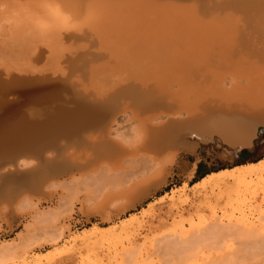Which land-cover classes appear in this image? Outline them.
<instances>
[{"label":"rangeland","instance_id":"obj_1","mask_svg":"<svg viewBox=\"0 0 264 264\" xmlns=\"http://www.w3.org/2000/svg\"><path fill=\"white\" fill-rule=\"evenodd\" d=\"M85 1L87 2L88 5V6L86 5V8H84L86 4ZM92 1H94L96 5L95 4L93 5ZM92 1L91 0H1L0 2L1 3L0 4V81H2L0 82V85L2 83L5 86L8 85L9 84L8 79H9L13 86L14 82H16L17 79H19L18 76L19 77L21 76L20 77L21 79L27 81L29 79L34 80L35 78L37 79L39 78V80H41V78H44L43 80H46L45 78L48 77L46 83L50 82L52 85L57 84V88H58V89L56 88V90L54 91L55 94L53 93V98H54L53 105H55L56 103L59 104L61 103V105H63L64 102L66 103L68 102L67 98H69V102H70V99H73L75 96V94H73L72 92L74 93L77 92V95L75 96V98L77 99L74 98L75 100H71L72 104L70 103V105L68 106L67 103L66 107H70L71 105H73V103H74L73 106H75L79 98L78 93H80L79 96L82 97L84 96L85 101L89 100L88 102L91 104H94L96 102V100L95 102H91L94 100V98L97 99V102L99 100V103L97 104H100V102H102L101 100L112 97L111 99H113V101L117 104V106L120 107L117 112L120 115L119 114L116 115L118 118L115 117L117 118V120L115 119L117 123L114 122L115 127L113 126L111 130L112 134L110 136V139L111 137L113 138L111 139L112 148L114 147L113 149L109 150L108 152L104 151V153H99L100 151H102L100 150L101 147L99 146L97 147V149L99 148L100 151L96 152L95 150L97 149L95 148L97 145L93 142H89V143L85 142L90 145L88 144L86 145L85 143H83L80 146L79 145L75 146L76 144L73 145L75 148L71 146L69 148H63L64 152L62 151V156L58 159V162L60 164H63L61 163V161L63 160L62 162H65L64 160L67 159V162L64 163L65 165L63 164V166L67 170H65L63 167L58 168L57 170H62L60 174H57L58 177L53 176L51 180L49 179H48L49 181L47 180L48 182H46V180L45 182H42L41 186L44 185L43 186L44 188L42 187L43 189L42 192L41 190L40 192L35 191V189L31 187L32 184L29 183L28 181V178L30 179V177L32 176V174L29 173V171L31 172L32 169V167H30L32 165H30L29 166L30 169H26L25 171H23L24 173L22 174L24 176L20 177L22 174H18L19 176L18 175L16 176L19 178L16 179L17 186L15 189H18V193L22 192L21 193L22 195L18 194L20 197H18L17 195L14 199L3 198L2 195H0V246H2L5 243H8L10 244L9 247L14 246V248H11L10 250L15 257L20 253V255L17 256V257L20 256L19 260H17L18 259L17 258L14 261L9 258L4 260V262L3 261L0 262V264H192L193 262H197L198 264L199 263L217 264L219 263L218 261L219 259H221L222 261L223 259H225L223 262H220V264L221 263L226 264V262L228 263V261L231 262L232 259H233L231 262L232 264H234L233 262H235V264H257V263L261 264L264 260V256H263L264 250L262 249L264 247V238L260 236L259 238L258 236H250V237L244 235L241 236L240 233H242L241 231H246V230L264 231V192H263L264 184L263 183L259 184L258 180H256L254 182L255 184L252 183L253 185L249 184L247 186L241 187V185H239L237 181L229 180L225 182V184L223 183L217 187L214 184H208L207 182L200 185L197 191L192 190L191 186H194L197 182H200L205 176L209 175L210 173L217 172L226 168H234L236 166L246 164L249 162H257L263 159L264 158V126H260L258 131V137L256 138L255 140L256 142L254 143V145L251 148H245L244 150L240 151V153L235 152V154L233 153L226 154L228 146L223 144H222L223 146H221V144L217 142L201 144L198 146V149L196 148L194 151L181 153L178 156L175 165L171 167L170 170L166 173H164L163 171L161 172L163 163H160L164 161L166 155L165 154L160 157L159 163L156 164L157 166L155 165L151 168L149 165L144 170V173L142 170L140 174L134 176L133 172L130 170L131 168L129 167L133 165L134 160L132 156L135 155V152L133 155L127 156L128 159L126 158L124 159L125 161H123V159H121V157L123 156L121 155V151L124 149L123 153L125 154V149L126 151H130L132 149H135L136 147L139 149L138 146L140 145H138V143L142 135V125L140 122L141 119L139 121L135 119L137 118L136 116H138L139 114L134 115L132 112H130L131 110L129 112H126L127 114L126 113L123 114V112L121 113V90H123L124 87L129 86L130 87L129 89L131 91L138 92L140 91L139 89L141 87V91L139 92L141 93L142 91H144L143 89H145V87L147 86L146 91L147 88L149 87L148 88L149 91H153L157 93L159 90L163 88L170 87L172 89V92H174L173 90L181 91L180 93L178 92L179 94L177 92L175 93H177L176 95L178 97V100H180V102H178L177 100V103L178 104L181 103V105L183 106H186L187 104L192 105V103L195 104L196 101L199 103V101L203 102L206 99L207 100L211 98L214 99L216 97H217L216 99L219 100H223L222 97L226 98V101L228 102L229 100L230 102H238V100H241L240 102L243 103L247 102V104L249 105H255V103L256 105L262 104L261 102L264 101V79H262L264 78V70L260 71L258 69H254L253 67L251 68V63L249 64L248 61L249 62L251 61L253 63L252 59L246 57L247 68H243L244 67L243 66L241 69L239 66L237 68L235 67L236 69L232 67L231 68L225 67L228 66L227 65L228 63L224 65L225 63L224 62L221 63L220 60L219 63H221V65L223 64L224 68L223 66L222 68H219V65L215 64L217 62L215 61L217 60V58L212 59L213 57L210 56L206 57V54H203L204 56L200 57L202 58V60L198 58L197 61L196 58L194 60L192 59L193 61H190V59H188L183 54L184 50L182 49L185 48L183 47L178 48L176 41H174L176 45H171V47H169L170 42H167L169 43V45H167L165 44L166 42L164 40L167 34L168 35L166 36V39L168 38L170 40L174 39V40H178V42L180 41L179 39H182V41L183 40L185 41L187 39L186 41L187 44L189 45H191V43H188L189 40L192 39L190 41L192 42L195 39L197 40L200 39V42L198 43H201L199 44L201 48L202 47L205 48L209 46L210 47L209 49L211 48L214 49L213 45L216 46V44L218 45L221 43L215 48L219 47L222 49V51L229 52L232 49L233 50L237 49L238 48L237 44L240 43L239 40L241 41V38L239 39V37H234L235 32L236 34H239L237 33L239 31L238 30L236 31V28H238L241 31L243 30L245 34L246 31L247 32H249L250 30L253 31L255 28H257L255 29L256 32H261L262 29H264L261 28V25L264 27L263 25L264 16H262L263 17L262 18L260 17L261 16L260 14V16H258L259 18L258 17L256 18L254 14H258L256 13L257 10L250 11L248 9H245L246 11L245 14L244 13L241 14L237 11L239 8L238 9L236 8L237 10L236 9L233 10V8L231 7L232 11L231 9L229 10L233 12L234 15L237 14L235 16V18L237 19H233L234 15L230 12L231 14L230 13L228 14L231 15L232 19L230 18L231 20H229V18H227V21L224 23L222 21H225L226 19L224 18L225 20H223L222 17H225V15H227V12H229V10L225 9V11L227 10L226 13L223 12V10H221L223 13L221 11L220 12L218 11L220 14L215 13L220 18L219 17L216 19L214 18V20L213 17H216L214 13H209L212 15L209 16V14H207V17L209 19H206L207 17L206 14H204L205 12L202 13L203 11H199V9H201L203 5L206 6V4L208 5L209 3L211 4V0L208 1L206 0L204 4H202L203 2L196 3L193 0H189L193 2L194 5L198 4L199 7L202 4L200 8L198 6H196V9L195 7H193L196 10V12L198 11L197 13H199V15L197 16L200 17L197 20L194 19L196 24L198 23V21L199 24L200 22H202L203 25H205L206 22H207L206 25L212 24L210 25L211 27L207 26L208 28L203 27L202 25L198 26L199 24H197V26L199 27L197 28L199 29V31L197 32V30H195L196 29L195 22L193 23L191 21L193 20L192 17L196 16L194 15L195 10H191V6H194L191 4V2L188 3L191 4L190 10H187L188 7H185V9L187 8L185 10L182 4L187 5V2L184 3L185 1L183 2L180 0L179 3L183 2L180 5L178 4V0L177 1L170 0L171 2L168 3L165 2L168 0H155V1L153 0L154 2L152 0H140L138 2L134 0L136 5L134 3L131 4L133 0L132 1L127 0V4H126V0H120V1L106 0V4L103 3L105 0H102V2H100L99 0L97 1L92 0ZM121 1H125V2L121 3ZM162 1L165 2V4L167 3V6H169L167 9L164 10L160 9L162 6L164 7L166 6L161 3ZM174 1L177 2V6H179L178 9L181 10V14L179 13V10L177 9V6ZM107 2L109 3V6ZM117 3L119 5H117ZM157 3H161L160 6L159 4L156 5ZM90 4L92 5V7ZM221 4L222 3H220V5ZM126 5H128L129 7ZM220 5L219 4H217L216 6L214 5L215 6L214 8ZM89 6L93 9H91ZM94 6H98V7H94ZM157 6H159L160 8ZM170 7L172 9H170ZM107 8H111V9H107ZM142 8L144 9L143 11H141ZM206 8L207 7H205L204 9ZM219 8H217L216 10H218ZM115 9L117 10L118 13H119L118 10L124 9L121 12L122 16L121 14H118L121 17H123L124 20L123 19L121 20V17L119 16L120 18L116 17L119 18L117 19L119 21L116 22V19L113 18L115 16H112L114 15L113 13L114 11L117 14ZM125 9L127 12L129 11L131 17L129 16V13L128 14L125 13L126 12ZM165 10L171 12V14L168 12H167L168 14L164 13ZM235 10L237 12H235ZM101 11L104 12L102 13ZM134 12L135 13L137 12L136 14L146 12L147 17L146 15L144 16L143 13L142 15L144 17L141 14L135 15L136 16L135 17ZM191 12H193L194 14ZM249 12L250 14L252 13L251 14L252 16L249 14ZM258 12H261L264 15V10ZM88 13L90 14L92 13L93 15L91 14L92 16H89L90 14ZM200 13L204 14L205 16L201 15ZM123 14H125L128 18L126 17L127 19H125L124 17L125 15L123 16ZM176 14L181 17H177ZM222 14L225 15L223 16ZM243 14L246 16V20L245 18L243 19V17H245ZM140 15L141 17H139ZM188 16L191 17L190 21L194 25V27L193 25H190L191 23L189 24L190 25L189 26L188 25L189 22H186L185 18H187ZM164 17L166 19H164ZM168 17L169 20H167ZM204 17L206 18L204 19ZM251 17H253L254 21H251L252 20ZM83 18L87 20L85 21ZM239 18L240 19L242 18L241 19L242 21ZM247 18L248 19L250 18L249 21L253 23V25L255 24L257 26L259 24V27L261 29L258 26L254 28L255 25L250 26V22L247 20ZM95 19L98 21H95ZM156 19H158L159 21ZM188 19L190 18L188 17ZM199 19L202 20L200 21ZM203 19L205 21H203ZM218 19H221L222 21L221 20L217 21ZM15 20L17 21V23H15ZM141 20L145 21V23L144 24L138 23ZM79 22H81L80 26H79L80 24ZM96 22L98 24H96ZM122 22L124 23V25L127 24L128 25L127 26L122 25L123 26L122 27L120 24ZM151 22L154 23L153 24L154 26L151 24ZM165 22H167L166 25H169V23H173V22L174 24H170L169 26H166ZM217 22L218 23L220 22L219 25L222 26H218ZM221 22L224 24H222ZM106 23L109 26L106 25ZM111 23L113 26L111 25ZM162 23H164V25ZM100 24H102L101 25L102 28ZM135 24H137V27H135L134 29L133 27L136 26ZM138 24L140 25L142 24L144 28L141 27L140 25L138 27ZM160 24L164 27L166 26L167 29L166 27L165 28L162 27ZM243 24L246 26L244 27ZM73 26L75 27L73 28ZM187 26L190 27V30L187 29ZM201 26L205 28L204 30L206 31L211 28L210 30L211 32L209 33L204 31ZM223 26H225V28ZM131 27L134 30L131 29ZM177 27L179 30L174 29ZM215 27L217 28L218 31H216ZM220 28L222 30H220ZM101 29H103V32L108 30L109 35L107 34V32L102 33ZM118 29L119 32L116 31ZM136 29L138 30L140 29V31L137 32L135 31ZM150 29H152L151 30L152 33H150ZM258 29L261 31H259ZM164 30H166L167 32ZM134 31L137 33H134ZM141 31L143 33H141ZM154 31L157 32L155 33ZM168 31H170V33ZM201 31L204 32L202 33ZM199 32L202 34H200ZM218 32L219 33L222 32L223 34L220 35L223 36L224 35H226L227 37L231 36V39L233 37L236 39L238 38V41L234 39L233 41L235 42H232L233 44H231L230 37L228 39L226 36H224V39L223 38L218 39L217 37V35L219 34ZM105 34L107 35L105 36ZM199 34L202 36L199 37ZM206 34H208V36H205ZM240 34L242 33L240 32ZM204 36L206 38H204ZM103 37H105V39ZM156 37H159L161 39V42L158 44L160 48L159 47L157 48H159L162 52L165 50L164 53L160 51L161 54L159 55L165 58L164 56L166 55V51L169 50L168 52L174 54L175 56L172 59H170L171 61L168 60L169 62L167 64L166 63L162 64L161 65L162 67H160L158 64H161V62L163 63V59L160 58V56L157 54L159 51L155 52V50L158 49H155V47L153 46L152 48L148 47L151 44V43L149 44V42H152ZM184 37H186V39H184ZM240 37L243 38L246 36L243 35ZM203 38H204V45H203ZM157 39L158 38H156V40ZM214 41H216V44ZM222 41L224 42V45H222L223 43ZM115 42H119V43H115ZM147 42H148V46H145L146 45L145 43ZM154 42L152 43L154 44ZM207 43L209 45H207ZM178 44H179L178 46L181 45L180 42ZM230 44L231 46L234 45L235 48L233 46L231 47ZM199 45L194 44L191 46H194L195 48L198 47L196 49H199ZM211 45L213 47H211ZM228 45L230 46L229 48L227 47ZM101 46L103 47L100 48ZM114 46L116 49H114ZM119 46H122L123 48ZM120 48H122L121 50L124 51L122 52L121 50H119ZM126 48L128 49L130 48L129 49L130 51L127 50ZM104 49H107L109 52ZM111 50L113 52H115L116 50L117 52L115 53L117 54L119 51H121L119 52L120 53L119 55L124 54V56L119 57L114 54H111ZM126 50L128 54L125 53ZM212 51L213 50H211V52ZM218 51L220 50L218 49ZM175 53H178V55H175ZM146 54L148 56H146ZM110 55L113 56L111 57ZM138 56L140 57L137 58ZM148 57H150L149 61L147 60ZM205 58L207 60H205ZM174 59L181 61V64L182 65L184 64L183 65L184 68H182L180 65L169 67L168 64L169 63L170 65L173 64L172 61ZM225 59L226 61L230 60L228 58ZM241 59L245 60L243 59V57ZM256 59L260 60L259 58ZM157 60H160V62L159 61L157 62ZM204 60L206 61V63L209 62L210 67H212L211 64L213 65L215 64V66L213 68H209L208 64H207L208 66H205ZM237 60L238 62L240 61V56L239 59ZM124 62L126 65L124 64ZM197 62L200 63V65L198 66L199 69L195 67L198 64ZM261 64L263 66L264 61ZM94 66H95V70H93ZM158 66L160 67V70L156 69ZM166 66L168 67V69ZM103 67L108 68V69L105 68L106 72L108 71L111 72L112 69L114 76L112 77V73L109 72L105 74L104 71L105 69H103ZM178 67L181 68L178 69ZM151 68L153 69L154 72L155 71L156 72L152 74L153 71ZM98 69L99 70L102 69V70L99 71ZM96 70L98 71V73L96 72ZM179 70L180 71L183 70L184 71L183 73H185L187 77L188 76L190 77L191 75V78L193 77V79L192 80L191 78L184 79L183 77L184 74L180 73ZM94 71L96 73L93 76L91 74ZM120 71L123 72L119 73ZM160 71H162L163 75ZM144 72L147 73L146 76ZM257 72H259L260 74ZM158 73L160 74L157 75ZM139 74L142 76L143 78L142 80ZM177 74H179V76ZM180 74L183 75L180 76ZM205 74L206 75L208 74V76H206ZM96 75L98 77H96ZM108 75L111 77H109ZM170 75L171 77L173 76L172 78L173 80L177 78L176 79L177 81L176 80L172 81V79H170L171 77L170 78L166 77V76L169 77ZM105 76L107 77L105 78ZM107 78H109L110 80ZM121 78L124 79V81L123 80L120 81ZM49 79H54V80H49ZM152 79L154 80L152 81L153 85L150 82ZM252 79L255 80L253 81ZM186 80L191 81L192 84L190 82H187ZM64 81H66V83H63ZM93 81H97L98 83L96 82L93 83ZM141 81L145 82L146 84L150 83L149 84L150 86L146 85L145 83H142ZM261 81L263 84H261ZM184 82H186V84ZM114 83H117L116 86L118 87H116ZM258 83L261 85H259ZM131 84L132 85L135 84L134 88H131L132 86ZM200 84L203 87L201 86V88L199 89L198 86ZM62 85L64 86L63 88ZM95 85L101 86L103 89H101V87H98L99 88L98 89L97 87H94ZM155 85H157V87H155ZM195 85L197 86V88H195L196 87ZM120 86L122 87V89L119 90L120 92L119 93L117 91L118 89L121 88ZM135 86L137 87L140 86V87L138 89L136 87L135 89ZM1 87H3V85ZM1 87H0L1 96L4 94V96L7 95L6 98L8 97L9 100H14V97L17 95L13 90H11L12 89L11 86L9 87L6 86L9 89L5 87L7 91H5L6 90L5 88H2L1 91ZM113 87H115V89ZM112 88L116 91L114 92ZM105 89L107 91H109L110 89V92L104 91ZM129 89H124V90L128 91ZM99 90H102V92ZM194 90L196 91L194 92ZM4 91L7 93H4ZM64 91H66L68 94L65 93ZM104 92L107 93L105 94V96H108L107 98L105 96L103 97L102 95H100L102 93L104 95ZM83 93H85L86 95ZM114 93H116V95ZM214 93L215 94L219 93V94H217L218 95L217 96ZM13 94L15 96H13ZM66 94H67V98L64 97ZM70 94L74 96L70 97ZM94 94L96 95L94 96ZM207 94L209 96H207ZM9 95L11 96L9 97ZM62 95L64 96L62 97ZM97 95L98 96L100 95V97L98 98ZM61 97L64 98L65 100L63 101ZM257 97L260 99H258ZM84 98L82 99L84 100ZM257 101H259L260 103L258 104ZM31 104L32 103H30L29 105ZM132 108H128L126 110ZM132 115H134L135 118ZM141 116L143 117L144 115ZM141 116H138V118ZM145 116L144 118L147 119L146 118L147 116L146 117ZM131 121L133 124L131 123ZM137 133L140 134L137 135ZM75 134L77 135V133ZM75 134H73L72 138L76 137ZM67 138L68 137L64 138V136H61V139L59 138L61 141L59 139L57 141L58 143L60 142L61 145L66 143ZM72 138L70 139L71 142L72 141L77 142L78 138H76L77 140L75 138L74 139ZM136 139L138 140L137 144H136L137 141ZM91 143H93L95 146V148L93 147L94 150H92L91 148L93 145ZM87 146L89 147L91 146V147L89 148ZM127 148L130 149L127 150ZM49 150L52 151L53 149L51 150V148H49L48 151ZM12 151L9 150L3 151L1 149L0 155L2 156V158H0V162L5 160L4 157L6 154L13 155V154H17L16 152H18L17 150H15L14 153H12ZM140 152L143 151L140 150ZM117 153H119V155ZM2 154L3 155L5 154L4 157ZM141 154L142 153H140L139 155L140 157ZM102 157L104 159H102ZM137 159H139V157H137ZM141 159H143V157H141ZM110 160L112 161V164ZM182 161H185L186 163L185 168H181ZM66 165H68L69 168L72 169L70 170L69 168H66L68 167ZM70 165H72L73 167L72 166L70 167ZM121 166L125 167L126 170ZM41 167L44 168L43 166L39 167V173H38V175L40 174L39 176H41L43 173L46 174V172L49 173L51 171V170L46 171L45 169L41 170ZM127 168H129V170H127ZM193 170L195 171L193 172ZM150 184L152 185L149 188L148 185ZM153 184H155L156 186L153 187L154 186ZM185 184L188 185L187 194L190 199L189 201L188 200L187 202L183 201L187 198V196L181 197V200L178 199L179 197L175 198V200L169 199L170 198L169 195L173 190L183 187ZM147 187L148 189H151V187L153 188L146 193L144 192V190L147 191ZM124 188L126 189V191ZM140 192L142 193L144 192L145 194H142ZM131 215H134L136 218H138L137 219L138 221H136L137 223L135 222L133 226L130 225V227H127L125 230L115 231L113 233L114 235L112 234L111 237L109 235L108 238L106 237L104 238V240L103 239L98 240V238H95L96 240L93 239L92 240L93 242L92 241L90 242L91 244L79 242L76 245L74 242L71 241L73 238L83 235L87 229H90L93 226L98 225L105 227V226L121 225L128 217H131ZM231 217L233 219H231ZM222 224L226 226H223ZM219 226L222 228L220 229ZM57 228L58 230L56 231ZM222 229H225L226 231ZM59 230L61 232H59ZM183 230L187 232L189 231L188 237L182 235ZM215 230H217L218 232H216ZM227 230L235 231V232L230 233ZM234 233H237V235L236 234L234 235ZM15 244L17 245V247ZM19 249H21L22 251L21 250L19 251ZM14 251H16V254L14 253ZM25 253L26 255L24 257L23 254ZM22 256L24 258H21ZM195 256H197L198 258ZM228 258L231 260H228ZM212 260H215V262Z\"/></svg>","mask_w":264,"mask_h":264},{"label":"bare ground","instance_id":"obj_2","mask_svg":"<svg viewBox=\"0 0 264 264\" xmlns=\"http://www.w3.org/2000/svg\"><path fill=\"white\" fill-rule=\"evenodd\" d=\"M92 1V0H91ZM97 1V0H96ZM100 2H102V0H99ZM110 1V0H109ZM114 1V0H113ZM116 1V0H115ZM120 1V0H119ZM132 1V0H131ZM136 2H138V1H140V0H135ZM135 1L133 0L132 2H131V4L132 3H134L135 4ZM153 1V0H152ZM155 1V0H154ZM153 1V2H154ZM177 1V0H176ZM176 1H174L175 2V4H176V6H177V2ZM180 1H185L184 3H186L187 2V5H184V4H182L183 5V8L185 9V7H188V9L187 10H190V6H191V4L192 5H194V3L193 2H191V1H189V0H180ZM179 0H178V4L180 5L181 3H183V2H181V3H179L180 2ZM194 2H196V3H202V4H204V2L206 1V0H193ZM208 1V0H207ZM216 3H215V2ZM211 0V4L209 3V5L208 4H206V6L205 5H203V7L205 6V7H207L206 9H204L203 7H201L202 6V4H201V9H199V11H203L202 13H204V14H206V17H207V14H209V13H214V15L216 16V17H213V20H214V18L216 19V18H218L219 16H217L215 13H219L221 10H223V12H227V10H229V9H231V11H232V8H233V10L234 9H236L239 13H246V11H245V9H248V10H257V12L256 13H258V14H254L255 16H256V18L258 17V16H260V14H261V16L260 17H262V16H264L261 12H258V11H261V10H264V0H218V1H216V0ZM0 2H1V0H0ZM93 2V3H92ZM91 3L94 5L95 4V2L94 1H92ZM122 2H125V1H121V3ZM143 2V1H142ZM165 2H171L170 0H168V1H165ZM165 2H161L162 4H164V5H166L165 7L164 6H162L161 8L159 7L160 6V4L161 3H157L156 5H158L159 4V6H157V7H159L160 9H167L169 6H167V3L165 4ZM173 2V3H174ZM189 2H191V4H188ZM214 2V3H213ZM3 3V2H2ZM85 6H84V8H86V5H87V2L85 1ZM88 3H89V1H88ZM103 3H105L106 4V0L103 2ZM108 3V2H107ZM118 3H120V2H118ZM117 3V5H119ZM144 3V2H143ZM148 3V2H147ZM150 3V2H149ZM220 3H222L221 5H220ZM223 3H224V6H223ZM1 4V3H0ZM76 4V3H75ZM74 4V5H75ZM126 4H127V0H126ZM217 4H219L220 6H217L216 8H214ZM91 5V4H90ZM96 5V4H95ZM100 5H101V3H100ZM115 5H116V2H115ZM121 5V4H120ZM136 5V4H135ZM156 5H155V7H156ZM173 5V4H172ZM181 5V6H182ZM189 5V6H188ZM200 5V4H199ZM209 7H208V6ZM215 5V6H214ZM88 6V5H87ZM108 6H109V3H108ZM126 6H128V5H126ZM125 6V7H126ZM181 6H180V9H181ZM196 6H198V4H196V5H194V6H191V10H195L196 9ZM211 6H213V7H211ZM223 6V7H222ZM234 6V7H233ZM90 7V6H89ZM91 7H92V5H91ZM90 7V8H91ZM94 7H98V6H94ZM104 7V6H103ZM106 7V6H105ZM111 7V6H110ZM129 7V6H128ZM127 7V8H128ZM142 7V6H141ZM143 7H144V5H143ZM178 7L179 6H177V9H178ZM193 7H195V9L193 8ZM199 7V6H198ZM198 7H197V9H198ZM199 7V8H200ZM220 7V8H219ZM232 7V8H231ZM159 8H157V9H159ZM193 8V9H192ZM217 8H219L218 10H216ZM89 9V8H88ZM91 9H93V8H91ZM97 9V8H96ZM96 9H94V10H96ZM107 9H111V8H107ZM113 9V8H112ZM170 9H172L171 7H170ZM185 9V10H186ZM208 9V10H207ZM210 9V10H209ZM225 9H227L226 11H225ZM244 9V10H243ZM116 10V9H115ZM121 10V9H120ZM118 10L119 11V13L117 12V10H116V12H117V14L115 13V11L113 12L114 13V15H112V16H115V17H113L114 19H116V22L117 21H119V20H117V19H119L121 16H122V14H121V12L124 10ZM135 10H136V8H135ZM144 9L142 8V10L141 11H143ZM179 10V9H178ZM204 10H206V11H204ZM213 10V11H212ZM214 10H216V11H214ZM235 10V12H237ZM91 11V10H90ZM98 11V10H97ZM111 11V10H110ZM109 11V12H110ZM125 11H126V9H125ZM170 11V10H169ZM183 11V10H182ZM211 11V12H210ZM219 11V12H218ZM230 10H229V12H227V15H225V14H222L223 16L225 15V17H222V19L223 20H225V21H222L221 19H218L217 21H222V22H226L227 21V18H229V20H231L232 18H231V13L233 14V12H231ZM60 12V11H59ZM64 12H66V11H64ZM81 12V11H80ZM102 12V11H101ZM104 12V11H103ZM102 12V13H103ZM132 12V11H131ZM168 11H164V13H167ZM173 12H174V10H173ZM198 12V11H197ZM196 12V10L194 11V13L193 12H191V13H193L194 15H196L195 17H192V19L193 20H191V17L190 16H188L190 19H188V17L187 18H185L186 19V22H189L188 23V25L191 23V21L194 23L195 22V20H197L198 18H200V17H198L197 15H199V13H197ZM222 12V11H221ZM222 12V13H223ZM231 12V13H230ZM234 12V13H235ZM61 13V12H60ZM95 13H98V12H95ZM111 13V12H110ZM109 13V14H110ZM125 13H129V11L127 12H125ZM135 13V12H134ZM137 13V12H136ZM134 14V16L135 15H139V14H141L142 15V13H139V14ZM168 13H170L171 14V12H168ZM167 13V14H168ZM179 13L181 14V10H179ZM187 13V12H186ZM188 13H190V12H188ZM197 13V14H196ZM228 13H230V14H228ZM88 14H90V13H88ZM87 14V15H88ZM92 14V13H91ZM89 15V16H92V15ZM118 14H121V16L120 15H118ZM174 14V13H173ZM178 14V13H177ZM176 14V15H177ZM201 14V13H200ZM204 14H201V15H204ZM220 14V13H219ZM218 14V15H219ZM243 14V15H244ZM249 14H250V12H249ZM252 14V13H251ZM250 14V15H251ZM59 15V14H58ZM64 15V14H63ZM72 15V14H71ZM84 15H85V13H84ZM104 15H105V13H104ZM107 15H108V13H107ZM118 15V16H117ZM125 14H123V16H124ZM133 15V14H132ZM141 15L139 16V17H141ZM143 15L145 16L146 15V12H144L143 13ZM142 15V16H143ZM184 15V14H183ZM182 15V16H183ZM186 15H188V14H186ZM194 15H191V16H194ZM200 15V16H201ZM210 15H212V14H209V16ZM234 15V14H233ZM232 15V16H233ZM237 15V14H236ZM236 15H234V18L233 19H237V18H235V16ZM239 15V14H238ZM61 16V15H60ZM88 16V17H89ZM110 16V15H109ZM120 16V17H119ZM129 16L131 17V15H130V13H129ZM134 16H133V18H134ZM143 16V17H144ZM173 16V15H172ZM205 16V15H204ZM230 16V17H229ZM241 16V15H240ZM245 16V15H244ZM252 16V15H251ZM84 17V16H83ZM116 17H119V18H116ZM125 17V19H127L128 17L125 15L124 16ZM127 17V18H126ZM136 17V16H135ZM139 17H138V19H139ZM146 17H147V15H146ZM174 17V16H173ZM177 17H181V16H178L177 15ZM202 17V16H201ZM206 17H204V19L206 18ZM243 17V16H242ZM14 18H16V17H14ZM133 18H130V19H133ZM182 18H184V17H182ZM203 18V17H202ZM211 18V17H210ZM220 18V17H219ZM225 18V19H224ZM231 18V19H230ZM245 18V20H246V16L245 17H243V19ZM252 18V20L251 21H254L253 20V17H251ZM259 18V17H258ZM263 18V17H262ZM84 19V18H83ZM90 19V18H89ZM107 19V18H106ZM123 19V17H121V20ZM136 19V18H135ZM134 19V20H135ZM137 19V20H138ZM142 19V18H141ZM164 19H166L165 17H164ZM188 19V20H187ZM195 19V20H194ZM203 19V21H205ZM206 19H209L208 17L206 18ZM240 19V18H239ZM242 19V18H241ZM240 19V20H241ZM250 19V18H249ZM249 19L247 18V20L249 21ZM264 19V18H263ZM17 20V19H16ZM15 20V23H17V21ZM60 20V19H59ZM62 20H64V19H62ZM61 20V21H62ZM85 20V19H84ZM87 20V19H86ZM85 20V21H86ZM124 20V19H123ZM143 20H144V18H143ZM156 20H158V19H156ZM167 20H169V17L167 18ZM191 20V21H190ZM200 20V19H199ZM202 20V19H201ZM200 20V21H201ZM212 20V19H211ZM61 21H59V22H61ZM73 21V20H72ZM79 21V20H78ZM90 21V20H89ZM93 21V20H92ZM95 21H98V20H96L95 19ZM142 21V20H141ZM138 22V21H136V22H138V23H142V24H144L145 23V21H142V22ZM159 21V20H158ZM161 21V20H160ZM165 21V20H164ZM183 21V20H182ZM182 21H180V22H182ZM239 21V20H238ZM242 21V20H241ZM240 21V22H241ZM83 22V21H82ZM101 22H102V20H101ZM121 22V21H120ZM123 22H125V21H123ZM122 22V23H123ZM129 22V21H128ZM149 22V21H148ZM171 22V21H170ZM216 22V21H215ZM221 22V23H222ZM236 22V21H235ZM250 22V21H249ZM80 24H79V26L81 25V22H79ZM85 23V22H84ZM94 23V22H93ZM99 23H100V20H99ZM122 23H120L121 24V26L122 25H124V23L122 24ZM133 23V22H132ZM150 23V22H149ZM202 22H200V24H199V21H198V23L197 24H199L198 26H200V25H202L203 27H207V26H210V25H212V24H209V22H208V24L209 25H206L207 24V22L205 23V25H203V23L201 24ZM212 23V22H211ZM218 23V22H217ZM220 23V22H219ZM219 23H218V26H222V25H219ZM224 23H222V24H224ZM255 23V22H254ZM69 24H70V22H69ZM96 24H98L97 22H96ZM95 24V25H96ZM103 24H105V23H103ZM115 24V23H114ZM126 24V23H125ZM140 25V24H138V27H139V25L141 26V27H143V25ZM151 24L153 25L154 23H152L151 22ZM159 24V23H158ZM163 25H164V23H162ZM167 24V22H165V25ZM170 24H174V22L173 23H169V25ZM175 24H176V22H175ZM183 24V23H182ZM181 24V25H182ZM195 24H196V22H195ZM197 24L195 25L196 26V29L195 30H197V32L199 31V29H197V28H199L198 26H197ZM216 24V23H215ZM227 24V23H226ZM82 25H84V24H82ZM88 25V24H87ZM102 24H100V26H101ZM106 25H108L107 23H106ZM111 25H112V23H111ZM116 25V24H115ZM128 25V24H127ZM127 25H124V26H127ZM131 25H133V24H131ZM136 26H134L133 28L135 29V27H137V24H135ZM149 25V24H148ZM161 25V24H160ZM169 25H166V26H169ZM179 25V24H178ZM190 25H193L192 23L190 24ZM189 25V26H190ZM254 26L253 25V23H251L250 22V26ZM260 25H261V23H260ZM264 25V24H263ZM109 26V25H108ZM113 26V25H112ZM154 26V25H153ZM152 26V27H153ZM162 26V25H161ZM161 26H160V28H161ZM165 26V27H166ZM172 26H174V25H172ZM201 26V27H202ZM227 26V25H226ZM243 26L245 27L246 25H244L243 24ZM242 26V27H243ZM258 27H259V24L257 25ZM256 25L254 26V28L255 27H257ZM75 26H73V28H74ZM115 27V26H114ZM113 27V28H114ZM123 27V26H122ZM141 27H140V29H141ZM162 27H164V26H162ZM164 27V28H165ZM183 27H184V25H183ZM182 27V28H183ZM193 27H194V25H193ZM202 27V29L204 30L205 28H203ZM211 27V26H210ZM209 27V28H210ZM224 28H225V26H223ZM228 27H229V25H228ZM86 28H88V27H86ZM101 28H102V26H101ZM117 28V27H116ZM119 28H121V27H119ZM130 28V27H129ZM132 27H131V29H133ZM144 28V27H143ZM151 28V27H150ZM155 28H156V26H155ZM208 28V27H207ZM216 28V27H215ZM231 28H232V26H231ZM253 28V29H254ZM260 28V27H259ZM261 28H264L262 25H261ZM260 28V29H261ZM97 29V28H96ZM107 29H109V28H107ZM126 29V28H125ZM133 29V30H134ZM140 29L138 30V29H136L135 31H140ZM166 29H167V27H166ZM173 29V28H172ZM175 30H177L178 29V27L177 28H174ZM187 29L188 30H190V27H188L187 26ZM219 29V28H218ZM255 29H257V28H255ZM255 29L252 31V30H250L249 32H247L246 31V34L244 33V31L242 32L241 30H239L238 28H236V31L238 30L239 32H237V33H239V34H236V32H235V36L234 37H239V39L241 38V41L239 40V44H237L238 46V48L237 49H235V50H230L229 52H225V51H222V49L221 48H215L216 46H218V45H220V44H216V41H214L215 42V44H216V46L215 45H213L214 46V49H209L210 47L209 46H207V45H209L208 43H207V45H205V46H207V47H205V48H201L200 47V45L199 44H201V43H198V42H200V39H195V40H193L192 42H190L191 40H189L188 41V43H191V45H199V49H196V48H198V47H194V46H191V45H189V44H187V39H186V37H184V39H186L185 41L183 40L182 41V39H179L180 41V43H181V45L180 46H178L179 44V42H178V40H174V39H172V40H170L169 38L168 39H166V36L168 35H166L165 36V44H167V45H169V43H167V42H170V46L169 47H171V45H176V43L174 42V41H176L177 42V47L179 48V47H183V48H185V49H182V50H184V55L188 58V59H190V61H193L194 59H196L197 58V61H198V58H200V57H203L204 55L203 54H206V57L207 56H210V57H213L212 59H216L217 58V60H215V61H217L215 64H217V65H219V68H222V66H223V68H224V65H226L227 63V65L228 66H225V67H228V68H234V69H236L238 66L240 67V69L243 67V68H247L246 67V65H247V58L246 57H248L249 59H252V61H253V63L250 61H248V63L250 64L251 63V68L253 67L254 69H258V70H264V65L262 66V62L264 61V29H262V31L261 30H259V31H261V32H256L255 31ZM92 30V29H91ZM102 30V33H106L107 32V34L109 35V32H108V30L107 31H104L103 32V29H101ZM151 30L152 29H150V33H152L151 32ZM170 30H171V28H170ZM175 30H172V31H175ZM179 30V29H178ZM187 30V31H188ZM211 30V28L209 29V30H204V31H206V32H211L210 31ZM220 30H222L221 28H220ZM90 31V30H89ZM117 32H119V29L118 30H116ZM120 31H121V29H120ZM134 31V33H137V32H135ZM142 31H144V30H142ZM141 31V33H143ZM164 31H166V30H164ZM203 31V32H204ZM212 31H215V30H212ZM216 31H218L217 30V28H216ZM229 31V30H228ZM91 32V31H90ZM155 32V31H154ZM157 32V31H156ZM155 32V33H156ZM167 32V31H166ZM169 33H170V31H168ZM202 32V31H201ZM202 32V33H203ZM227 32V31H226ZM240 32L242 33V34H240ZM101 33V32H100ZM148 33H149V31H148ZM200 33V32H199ZM202 33H200V34H202ZM208 33V34H209ZM219 33V32H218ZM244 33V34H243ZM82 34V33H81ZM107 34H105V36L107 35ZM179 34V33H178ZM193 34H194V32H193ZM199 34V37H201L202 35H200ZM208 34H206L205 36H208ZM220 34H223L222 32L221 33H219L218 35H217V37H218V39L219 38H223L224 39V36H226V35H220ZM226 34V33H225ZM122 35V34H121ZM120 35V36H121ZM139 35V34H138ZM142 35V34H141ZM195 35H196V33H195ZM220 35V36H219ZM237 35H239V36H237ZM243 35H245L246 37H240V36H243ZM92 36V35H91ZM93 36H94V34H93ZM98 36V35H97ZM96 36V37H97ZM129 36V35H128ZM146 36V35H145ZM152 36H153V34H152ZM178 36V35H177ZM204 36V38H206ZM209 36H212V35H209ZM214 36V35H213ZM216 36V35H215ZM221 36H223V37H221ZM254 36V37H253ZM66 37V36H65ZM109 37V36H108ZM107 37V38H108ZM118 37V36H117ZM116 37V38H117ZM141 37V36H140ZM227 37V36H226ZM230 37V43L231 44H233L232 42H235V41H233L234 39L235 40H237L238 41V38L236 39V38H232L231 39V36H229ZM229 37H227L228 39H229ZM104 39H105V37H103ZM148 38V37H147ZM154 38V37H153ZM156 38H158L157 40H156ZM152 42H154V44L152 43V42H149V44L151 43V44H153V45H149L148 46V42L147 43H145L146 45L145 46H148V47H150V48H152V46L153 47H155V49H158V50H155V52H158L157 54L159 55V54H161V50L159 49L160 47H159V43L161 42V39L159 38V37H156ZM179 38V37H178ZM194 38V37H193ZM204 38H203V45H204ZM212 38V37H211ZM226 38V39H227ZM121 39V38H120ZM135 39V38H134ZM140 39V38H139ZM177 39V38H176ZM208 39H209V37H208ZM207 39V40H208ZM243 39V40H242ZM129 40H130V38H129ZM147 40V39H146ZM145 40V41H146ZM159 40V41H158ZM170 40V41H169ZM213 40V39H212ZM211 40V41H212ZM215 40V39H214ZM221 40V39H220ZM219 40V41H220ZM102 41V40H101ZM105 41V40H104ZM110 41V40H109ZM108 41V42H109ZM140 41V40H139ZM157 41V42H156ZM172 41V42H171ZM182 41V42H181ZM218 41V40H217ZM237 41H236V43H237ZM125 42V41H124ZM133 42V41H132ZM131 42V43H132ZM175 44H174V43ZM194 42V43H193ZM202 42V41H201ZM205 42H206V39H205ZM214 42H213V44H214ZM223 42V41H222ZM115 43H119V42H115ZM127 43V42H126ZM219 43V42H218ZM91 44V43H90ZM129 44V43H128ZM141 44V43H140ZM144 44V43H143ZM155 44H157V45H155ZM165 44H163V45H165ZM227 44H229V43H227ZM231 44H230V46H231ZM107 45V44H106ZM112 45V44H111ZM113 45H114V43H113ZM132 45V44H131ZM138 45V44H137ZM222 45H224V42L222 43ZM104 46V45H103ZM103 46H101L100 48H102ZM115 46H118V45H115ZM115 46H114V49H116L115 48ZM212 45H211V47H213ZM229 45L227 46L228 48L230 47ZM234 48H235V46L234 45H232ZM231 46V47H232ZM94 47V46H93ZM110 47V46H109ZM119 47H122V46H119ZM123 47H124V45H123ZM122 47V48H123ZM126 47V46H125ZM128 47V46H127ZM129 47H130V45H129ZM132 47V46H131ZM157 47H159V48H157ZM105 48V47H104ZM122 48H120L119 50H121ZM89 49V48H88ZM87 49V50H88ZM107 49H108V47H107ZM107 49H104V50H107ZM113 49V50H114ZM127 50H129L128 48H126ZM137 49V48H136ZM146 49H147V47H146ZM167 49H168V47H167ZM217 50V52H216V50ZM218 49L220 50V51H218ZM127 50H126V52L125 53H127ZM133 50H134V48H133ZM204 50H206V51H203ZM208 50V51H207ZM211 50H213L212 52H211ZM108 51V50H107ZM106 51V52H107ZM109 51H110V48H109ZM108 51V52H109ZM122 52L124 51V50H121ZM121 51H119V52H121ZM130 51V50H129ZM136 51V50H135ZM161 51V52H160ZM169 50H167L166 51V55L164 56L165 58H163V57H161V55H159L160 56V58H162L163 59V63L161 62V64H158L160 67H162L161 65L162 64H167L169 61L168 60H170V59H172L173 57H175L174 56V54H171L170 52H168ZM105 52V53H106ZM107 52V53H108ZM115 52H117L116 50H115ZM115 52H113L112 50H111V54H114V55H116V56H124V54L122 55H119L120 53L118 52V54L117 53H115ZM165 52V50L162 52V53H164ZM106 53V54H107ZM86 54V53H85ZM104 54V53H103ZM105 54V55H106ZM128 54V53H127ZM133 54H135V53H133ZM171 54V55H170ZM105 55H103V56H105ZM175 55H178V53H175ZM111 57L113 56V55H110ZM141 56V55H140ZM140 56H138L137 58H139ZM146 56H148L147 54H146ZM239 56H240V61L238 62V60L237 59H239ZM83 57V56H82ZM87 57V56H86ZM166 57H168V58H166ZM171 57V58H170ZM182 57V56H181ZM243 57V59H245V60H242L241 58ZM104 58V57H103ZM142 58H143V56H142ZM225 58H228V59H230V60H228V61H226V59ZM255 58V59H254ZM256 58H259L260 60H258V59H256ZM77 59V58H76ZM75 59V60H76ZM90 59V58H89ZM94 59V58H93ZM93 59H91V60H93ZM102 59V58H101ZM108 59V58H107ZM117 59V58H116ZM119 59V58H118ZM149 59H150V57H148V61H149ZM153 59H154V57H153ZM193 59V60H192ZM201 60H202V58H200ZM204 59V58H203ZM219 59V60H218ZM224 59V60H223ZM103 60V59H102ZM144 60V59H143ZM142 60V61H143ZM161 60V59H160ZM160 60H157V62L159 61L160 62ZM165 60V61H164ZM175 60H177V59H174L173 61H172V63L173 64H171L170 65V63L168 64L169 65V67L170 66H181L182 68H184L183 67V65L181 64V61H175ZM205 60H207L206 58H205ZM204 60V61H205ZM210 60V59H209ZM220 60H221V63H225L224 65L222 64L221 65V63H219L220 62ZM73 61V60H72ZM82 61V60H81ZM151 61V60H150ZM171 61V60H170ZM175 61V62H174ZM243 63H242V62ZM254 61H256V62H254ZM121 62V61H120ZM152 62V61H151ZM156 62V61H155ZM236 62V63H235ZM241 62V63H240ZM83 63V62H82ZM127 63V62H126ZM146 63V62H145ZM198 63V62H197ZM124 64H125V62H124ZM176 64V65H175ZM209 66H208V65ZM215 64L213 65V64H211L212 65V67H210V64H209V62L208 63H206V61H205V66H208L209 68H213L214 66H215ZM232 64V65H231ZM78 65V64H77ZM126 65V64H125ZM125 65H123V66H125ZM144 65V64H143ZM200 65V63H198L195 67L196 68H198V66ZM203 65V66H204ZM234 65V66H233ZM84 66V65H83ZM88 66V65H87ZM93 66V65H92ZM96 66V65H95ZM95 66H94V69L93 70H95ZM130 66V65H129ZM137 66H139V65H137ZM151 66V65H150ZM157 67L156 69H158V70H160V67ZM230 66V67H229ZM85 67V66H84ZM152 67V66H151ZM156 67V66H155ZM167 67V66H166ZM181 67H178V69L179 68H181ZM236 67V68H235ZM79 68V67H78ZM88 68V67H87ZM106 68V67H105ZM104 67H103V69H105ZM127 68V67H126ZM132 68V67H131ZM106 69H108V68H106ZM106 69L104 70L105 71V74H107L108 72L109 73H112V77L114 76V74H113V71H112V69H111V72L110 71H108V72H106ZM133 69V68H132ZM152 69V68H151ZM155 69V68H154ZM167 69H168V67H167ZM169 69H171V68H169ZM199 69V68H198ZM206 69V68H205ZM234 69H233V71H234ZM80 70V69H79ZM87 70V69H86ZM99 70V69H98ZM100 70H102V69H100ZM99 70V71H100ZM134 70V69H133ZM138 70V69H137ZM157 70V71H158ZM162 70V69H161ZM207 70V69H206ZM209 70V69H208ZM214 70V69H213ZM229 70V69H228ZM152 71H153V69H152ZM164 71V70H163ZM169 71V70H168ZM180 71V70H179ZM187 71V70H186ZM185 71V72H186ZM210 71H211V69H210ZM84 72V71H83ZM96 72L98 73V71L96 70ZM95 71L91 74V75H95V73H96ZM116 72H118V71H116ZM123 72V71H122ZM121 71L119 72V73H122ZM156 72V71H155ZM154 71L152 72V74L153 73H155ZM161 73H162V71H160ZM184 71L183 70H181L180 71V73H183ZM91 73V72H90ZM142 73V72H141ZM145 73V72H144ZM151 73V72H150ZM212 73V72H211ZM215 73V72H214ZM255 73V72H254ZM257 73H259V72H257ZM89 74V73H88ZM160 73H158L157 75H159ZM165 74V73H164ZM167 74V73H166ZM184 74V79H189V78H191V75H190V77L188 76L187 77V75H185V73H183ZM182 74V75H183ZM193 74V73H192ZM210 74V73H209ZM216 74V73H215ZM260 74V73H259ZM36 75V74H35ZM85 75V74H84ZM83 75V76H84ZM117 75V74H116ZM123 75H124V73H123ZM140 75V74H139ZM147 75V73H145V76ZM162 75H163V73H162ZM178 76H179V74H177ZM181 74H180V76H182ZM189 75V74H188ZM200 75V74H199ZM206 75V74H205ZM40 76V75H39ZM93 76H92V79H93ZM100 76V75H99ZM109 76V75H108ZM120 76V75H119ZM122 76V75H121ZM175 76H176V74H175ZM186 76V77H185ZM206 76H208V74L206 75ZM256 76V75H255ZM21 77V76H20ZM19 76H18V78L19 79H17V81L16 82H14V84H13V86H12V84H11V81L8 79V81H9V84L8 85H6V86H11L12 87V89L11 90H13L14 92H15V90H21V91H23V89H31V88H33L34 90L33 91H35V92H30L31 94H28V96H30L29 97V99H30V101L28 102V105L30 104V103H32L31 105H29V106H27V112H28V114L32 117V118H34L35 120H37V121H39L40 123L39 124H36L33 128H30L29 130H24L23 128H22V125H20L19 124V119H18V117L17 116H15V118H12V107L9 105V98L7 97L6 98V96H4V94L1 96V93H0V102L2 103L1 104V106H0V112H1V116H0V150L2 149L3 151L5 150H9V151H12V150H17L18 152H16L17 154H13V155H11V154H4L5 155V157H4V155H3V157H4V159L5 160H3L2 162H0V195H2V197L3 198H12V199H14L18 194L19 195H22L21 193H18V189H15L16 188V179L17 178H19V177H16L18 174H22V173H24L23 171H25L26 169H30L29 168V166L30 165H32V166H30V167H32V169H31V172L29 171V170H27V171H29V173L30 174H32V176L30 177V179H31V181H30V179L28 178V181H29V183H31L32 185H31V187H33L34 189H35V191H37V192H40V190H41V192H42V187L44 186H41L42 184V182H45V180H46V182H48L49 180H51V178L53 177V176H55V177H58L57 176V174H60L61 172H62V170H57L58 168H64L65 169V167L63 166V164L64 163H66L67 162V159H65L64 161L65 162H62L61 160V163H63V164H60L59 162H58V159L62 156V151L64 152V150H63V148H69L70 146L71 147H73V148H75L73 145H75V146H77V145H81V144H83V143H85V142H93V143H95L97 146H96V148H95V146H94V144L93 143H91V144H93L92 145V150H94L93 149V147L95 148V149H97V147H101V149L100 150H102V151H100L99 150V148L97 149V150H95L96 152L98 151H100L99 153H104V151L106 152H108L109 150H111V149H113L112 148V142H111V139H113L112 137H111V139H110V136H111V134H112V128H113V126L115 125V123L114 122H116L117 123V116L116 115H118L119 113H117L118 112V110H119V106H117V104L113 101V99H111V98H108V99H103V100H101L102 102H100V104H97V103H99V100H98V102H97V99H95L94 97V100L93 101H91V102H95V100H96V102L94 103V104H91V103H89L88 101H85V98H84V96L82 97V96H79L80 95V93H78V97L79 98H81V99H79L78 98V101H77V103L75 104V106H73L74 105V103H73V105H71L70 107H66L67 105L69 106L70 105V103H71V100H75V99H77V98H75V96L77 95V92L76 93H74V92H72L73 94H75V96L74 95H71L70 94V97L72 96H74V98L73 99H70V102H69V98H67V92L66 91H64L65 93H67L65 96L64 95H62V97L64 96V97H66L67 99H68V104L66 103V102H64V104L63 105H61V103L59 104V103H56L55 105H53V102H54V98H53V93L55 94V90H56V88H57V86H54L53 88H52V86L50 87L49 86V84H51L50 82H47L46 83V81H47V78L48 77H46L45 79L46 80H43L44 78H41V80H39V78L37 79V78H35L34 80H32V79H29L28 81L27 80H23V79H21ZM22 77H23V75H22ZM29 77V76H28ZM37 77H38V75H37ZM89 77V76H88ZM96 77H98L97 75H96ZM107 76H105V78H106ZM109 77H111V76H109ZM140 77H141V80L143 79L142 78V76L140 75ZM167 78H170L171 77V75L168 77V76H166ZM195 77V76H194ZM201 77V76H200ZM211 77V76H210ZM234 77V76H233ZM17 78V77H16ZM26 78V77H25ZM24 78V79H25ZM30 78H31V76H30ZM32 78H34V77H32ZM125 78H127V77H125ZM173 78V76L170 78V79H172ZM181 78V77H180ZM202 78V77H201ZM255 78V77H254ZM14 79V78H13ZM60 79V78H59ZM63 79H65V78H63ZM94 79H95V77H94ZM107 79H109V78H107ZM140 79V78H139ZM177 78H175L174 80L172 79V81H175ZM183 79V78H182ZM193 79V77L191 78V80ZM205 79V78H204ZM204 79H202V80H204ZM259 79H261V78H259ZM262 79H264V78H262ZM39 80V81H38ZM49 80H54V79H49ZM48 80V81H49ZM99 80V79H98ZM110 80V79H109ZM119 80V79H118ZM121 80H123L124 81V79H120V81ZM127 80H129V79H127ZM180 80V79H179ZM178 80V81H179ZM201 80V81H202ZM253 81L255 80V79H252ZM257 80V79H256ZM80 81H82V80H80ZM107 81V80H106ZM125 81H126V79H125ZM134 81V80H133ZM144 81H145V79H144ZM152 81H154L153 79L150 81L151 82V84H152ZM171 81V80H170ZM169 81V82H170ZM177 81V80H176ZM181 81V80H180ZM187 81V80H186ZM234 81V80H233ZM232 81V82H233ZM258 81V80H257ZM0 82H2V81H0ZM52 82H55V81H52ZM69 82V81H68ZM84 82V81H83ZM98 83L97 81H93V83ZM108 82V81H107ZM110 82V81H109ZM129 82V81H128ZM131 82H132V80H131ZM142 82V81H141ZM187 82H190L191 84H192V82L191 81H187ZM197 82H198V80H197ZM6 83H8V82H6ZM49 83V84H48ZM61 83V82H60ZM63 83H66V81H64ZM100 83V82H99ZM111 83V82H110ZM109 83V84H110ZM130 83V82H129ZM136 83V82H135ZM142 83H145V82H142ZM149 83V82H148ZM171 83V82H170ZM185 84H186V82H184ZM184 83H182V84H184ZM193 83H195V82H193ZM202 83V82H201ZM247 83V82H246ZM11 84V85H10ZM54 84V83H53ZM75 84V83H74ZM102 84V83H101ZM101 84H98V85H101ZM108 84V85H109ZM115 84V86H116V84L117 83H114ZM119 84V83H118ZM133 84V83H132ZM131 84V85H132ZM139 84H140V82H139ZM139 84H137V85H139ZM146 84V83H145ZM150 84V83H149ZM149 84H146V85H148V86H150ZM155 84H157V83H155ZM172 84H173V82H172ZM203 84V83H202ZM259 84V83H258ZM261 84H263L262 83V81H261ZM261 84H259V85H261ZM3 85V87H1ZM52 85V84H51ZM55 85V84H54ZM57 85V84H56ZM65 85V84H64ZM94 85V84H93ZM135 85V84H134ZM134 85H132L131 86V88H134ZM153 85V84H152ZM181 85V84H180ZM3 83L0 85V87H1V91H2V88H5L6 87ZM75 86V85H74ZM125 86V85H124ZM141 86V85H140ZM140 86H135V89H136V87H137V89L140 87ZM182 86V85H181ZM193 86V85H192ZM196 86V85H195ZM194 86V87H195ZM201 84L198 86L199 87V89L201 88ZM8 87H6V88H8ZM60 87V86H59ZM64 86L62 85V88H63ZM94 87H101V86H97V85H95ZM116 87H118V86H116ZM121 87V86H120ZM128 87V88H127ZM127 87H124V89H129L130 87L129 86H127ZM147 87V86H146ZM146 87H145V89H143L144 91H142L143 93L146 91ZM155 87H157V85H155ZM203 87V86H202ZM5 88V89H6ZM38 88H43V89H40V90H35V89H38ZM96 88V89H97ZM114 89H115V87H113ZM112 88V90H114ZM149 88V87H148ZM148 88H147V91L143 94L142 92V94L141 93H139L140 91H141V87H140V91H138V92H136V91H131L130 89V91L128 90V91H125L124 89V91L123 90H121L122 89V87L120 88V89H118V91L117 92H119V90H121V113L123 112V114L124 113H126V112H129L130 110V112H132L134 115L135 114H139L138 116H141V115H146L145 117L147 118V119H145L144 118V116L142 117H139L138 118V116H136L137 118H135V116L134 115H132V116H134V118L135 119H137L138 121L140 120V122H141V125H142V135H141V137H140V141H139V143H138V140L136 141V144L138 143V145H140V146H138L139 147V149L136 147L135 149H132V150H130V151H126V149H125V154L123 153V151H124V149L121 151V155H123L122 157H121V159H123V161H125L124 159H128V157L127 156H131V155H133L134 154V152H135V155H137V156H135V155H133L134 157H136V158H134L133 156H132V158H133V165L131 166V167H129V168H131L130 170L133 172V175L135 176H137L138 174H140V172H142V170H143V173H144V170L150 165V167L152 168L153 166H155L156 164H158L159 163V161H160V157L162 156V155H165V159H164V161L163 162H160V163H163V166H162V169H161V172L163 171L164 173H166V172H168L169 170H170V168L171 167H173L174 165H175V163H176V161H177V159H178V156L181 154V153H183V152H191V151H194L196 148L198 149V146L199 145H201V144H208V143H213V142H217V143H219V144H221V146H223V145H226V146H228V148H227V153L226 154H229V153H233V154H235V152H239L240 153V151H242V150H244L245 148H251L253 145H254V143L256 142L255 140H256V138L258 137V131H259V128H260V126H264V101L263 102H261L262 104H259L260 102L259 101H257L258 102V104L259 105H256V103H255V105H249V104H247V102L245 103H243V102H240L241 100H238V102H230V100H229V102L228 101H226V98H223L222 97V99L223 100H219V99H216V98H214V99H206L205 101H199V103L196 101L195 102V104L194 103H192V105L190 104V105H186V106H183V105H181V103L180 104H178L177 103V100H178V97H177V93L179 92H181V91H176V90H173L174 92H172V89L169 87V88H163V89H161V90H159L157 93L156 92H153V91H149L148 90ZM195 88H197V86L195 87ZM9 89V88H8ZM58 89V88H57ZM76 89V88H75ZM95 89V88H94ZM99 89V88H98ZM101 89H103L102 87H101ZM4 90V89H3ZM62 90V89H61ZM5 91H7V89L5 90ZM4 91V93H7V92H5ZM67 91H69V90H67ZM79 91V90H78ZM84 91H86V90H84ZM99 91H101L102 92V90H99ZM104 91H106V92H110V89H109V91H107L106 89L104 90ZM116 90H114V92H115ZM196 90H194V92H195ZM57 92V91H56ZM106 92H104V95H103V93L102 94H100V95H102L103 97L105 96V94H107ZM113 92V91H112ZM175 92H177V93H175ZM58 93V92H57ZM99 93V92H98ZM120 93V92H119ZM118 93V94H119ZM178 93V94H179ZM83 94H85V93H83ZM115 95H116V93H114ZM215 94V93H214ZM217 94H219V93H216L215 95H217ZM259 94V93H258ZM11 95H12V93H11ZM11 95H9V97L11 96ZM86 95V94H85ZM87 95H88V93H87ZM89 95H90V93H89ZM96 94H94V96H95ZM100 95L98 96V98L100 97ZM186 95V94H185ZM13 96H15L14 94H13ZM117 96H119V95H117ZM182 96V95H181ZM188 96V95H187ZM207 96H209L208 94H207ZM218 96V95H217ZM59 97V96H58ZM61 97V98H62ZM106 98L108 97V96H105ZM116 97V96H115ZM20 98L21 97H19V96H15L14 97V100H20ZM82 98H84V100L82 99ZM258 98V97H257ZM63 99V101L65 100L64 98H62ZM118 99V98H117ZM224 99H225V101H224ZM235 99V98H234ZM258 99H260V98H258ZM22 100V99H21ZM25 100H27V99H25ZM57 100V99H56ZM81 100V101H80ZM85 101V102H83V101ZM236 100V99H235ZM245 100V99H244ZM243 100V101H244ZM248 101V100H247ZM261 101H262V99H261ZM57 102V101H56ZM178 102H180V100H178ZM189 102V101H188ZM102 103V104H101ZM67 104V105H66ZM72 104V103H71ZM186 104V103H185ZM65 105V106H64ZM73 106V107H72ZM133 107V108H132ZM128 108H132V109H129V110H126V109H128ZM101 112V113H100ZM127 114V113H126ZM130 114V113H129ZM120 115V114H119ZM122 115V114H121ZM149 115V116H148ZM11 116V119L9 118ZM115 117H117V118H115ZM120 117V116H119ZM125 117V116H124ZM130 118V117H129ZM143 118V119H142ZM7 119H10L11 120V122L10 121H8ZM116 119V120H115ZM132 119V118H131ZM134 119V120H135ZM145 119V120H144ZM130 120V119H129ZM144 120V121H143ZM131 123H132V121H131ZM118 124H119V122H118ZM133 124V123H132ZM140 124V123H139ZM121 125V124H120ZM119 125V126H120ZM136 125V124H135ZM143 125H144V127H143ZM118 126V127H119ZM138 126V125H137ZM140 126V125H139ZM115 127V126H114ZM141 127V126H140ZM121 128V127H120ZM132 128V127H131ZM115 129V128H114ZM133 129V128H132ZM135 129V128H134ZM136 131V130H135ZM134 132V131H133ZM75 133H77V135H78V137H77V135L75 134ZM73 134H75V136L76 137H74L75 139L76 138H78V140H77V142H75V141H70V139L72 138V136H73ZM123 134V133H122ZM138 134H140V133H137V135ZM115 135V134H114ZM136 135V134H135ZM136 135V136H137ZM61 136H64V138L65 137H68L67 138V141H66V143H64V144H61L60 145V142L58 143V139L60 138L61 139ZM130 136H131V134H130ZM140 136V135H139ZM115 137V136H114ZM117 137V136H116ZM125 137H126V135H125ZM74 138H72V139H74ZM118 138V137H117ZM123 138V137H122ZM59 139V140H60ZM125 139V138H124ZM129 139V138H128ZM132 139V138H131ZM61 141V140H60ZM62 141H63V139H62ZM114 141V140H113ZM129 141V140H128ZM71 142V143H70ZM120 142H121V140H120ZM63 143V142H62ZM88 143H85L86 145L88 144ZM223 144V145H222ZM88 145H90V144H88ZM129 145V144H128ZM218 145V144H217ZM51 146V147H50ZM85 146V145H84ZM219 146V145H218ZM220 146V147H221ZM87 147H89V146H87ZM87 147H85V148H87ZM89 147V148H90ZM49 148H51V150L52 151H48V149ZM80 148V147H79ZM88 148V149H89ZM123 148V147H122ZM133 148H134V146H133ZM226 148V147H225ZM72 149V148H71ZM130 148H127V150H129ZM223 149V148H222ZM133 150H135V151H133ZM140 150L141 151H143V152H140ZM225 150V149H224ZM14 151H12V153H14ZM70 151V150H69ZM115 151V150H114ZM68 152V151H67ZM118 152V151H117ZM133 152V153H132ZM111 153V152H110ZM114 153V152H113ZM129 153V154H128ZM139 153V154H138ZM140 153H142L141 154V157H143V159H141V157L139 156L140 155ZM68 154V153H67ZM118 155H119V153H117ZM52 155V156H51ZM94 155V154H93ZM93 155H90V156H93ZM100 155V154H99ZM103 155V154H102ZM126 155V156H125ZM143 155V156H142ZM106 156V155H105ZM115 156V155H114ZM66 157V156H65ZM67 157H68V155H67ZM110 157H111V154H110ZM137 157H139V159H137ZM0 158H2V156L0 155ZM63 158V157H62ZM106 158V157H105ZM117 158V157H116ZM94 159V158H93ZM100 159V158H99ZM102 159H104L103 157H102ZM110 159V158H109ZM113 159V158H112ZM119 159V158H118ZM129 159H131V158H129ZM142 161H141V160ZM140 160V161H139ZM111 161V160H110ZM119 161V160H118ZM122 161V160H121ZM120 161V162H121ZM122 161V162H123ZM130 161V160H129ZM88 162V161H87ZM121 162V163H122ZM82 163V162H81ZM127 163V162H126ZM70 164H72V163H70ZM108 164H109V162H108ZM111 164H112V161H111ZM65 165V164H64ZM69 165V164H68ZM68 165H66V166H68ZM74 165H76V164H74ZM84 165V164H83ZM131 165V164H130ZM40 166H43L44 168H42L41 167V170L43 169H45L46 171H50L49 173L48 172H46V174H44L42 171V173L44 174H42L41 176H39L38 175V173H39V167ZM72 165H70V167H71ZM157 166V165H156ZM196 166V165H195ZM73 167V166H72ZM121 167H123V166H121ZM186 167V163H185V161H182L181 162V168H185ZM66 168H69V166L68 167H66ZM112 168V167H111ZM110 168V169H111ZM124 169H125V167H123ZM129 168H127V170H129ZM159 168V167H158ZM70 170L72 169V168H69ZM114 169V168H113ZM65 170H67V169H65ZM109 170V169H108ZM115 170V169H114ZM122 170V169H121ZM126 170V169H125ZM153 170V169H152ZM130 171V172H131ZM147 171V170H146ZM151 171V170H150ZM195 170H193V172H194ZM127 173H128V171H127ZM28 174V173H27ZM146 174V173H145ZM25 175H26V173H25ZM29 175V174H28ZM110 175V174H109ZM132 175V176H133ZM144 175V174H143ZM264 158L263 159H261V160H259V161H257V162H249V163H246V164H242V165H239V166H236V167H234V168H226V169H222V170H220V171H217V172H213V173H210L209 175H207V176H205L200 182H197L194 186H191V189L192 190H194V191H197L198 190V188H199V186L200 185H202V184H204V183H207L208 182V184H214L215 186H220L221 184H225V182H227V181H229V180H234V181H237L238 183H239V185H241V187L242 186H247V185H249V184H255L254 182L256 181V180H258V183L260 184V183H263L264 184ZM19 176V175H18ZM22 176H24L23 174L20 176V177H22ZM61 176V175H60ZM71 176V175H70ZM133 176V177H134ZM141 176V175H140ZM106 177V176H105ZM146 177V176H145ZM160 178V177H159ZM49 179V180H48ZM26 180V179H25ZM48 180V181H47ZM55 180V179H54ZM122 180H124V179H122ZM137 180V179H136ZM41 181V182H40ZM141 183V182H140ZM158 183V182H157ZM23 184H25V183H23ZM48 184V183H47ZM138 184V183H137ZM252 184V185H253ZM30 185V184H29ZM152 184H150V185H148V187L150 188V186H151ZM154 186L153 187H155L156 185L155 184H153ZM26 186V185H25ZM141 186V185H140ZM124 187V186H123ZM123 187H122V190H123ZM129 187V186H128ZM148 187H147V191H145L144 190V192H148V191H150L153 187H151V189H148ZM187 187H188V185L187 184H185L183 187H180V188H177L176 190H173L171 193H170V195H169V199H171V200H175V198H177V197H179L178 199H180L181 200V197H184V196H187V198L185 199V200H183V201H186L187 202V200L189 201L190 199H189V197H188V194H187ZM204 187V186H203ZM44 188V187H43ZM132 188V187H131ZM263 188V187H262ZM125 189V188H124ZM128 189V188H127ZM214 189V188H213ZM190 190V189H189ZM263 190H264V188H263ZM125 191H126V189H125ZM129 191V190H128ZM137 191V190H136ZM45 192V191H44ZM131 192H133V191H131ZM130 192V193H131ZM142 193V192H140V193H142V194H145V193ZM264 192V191H263ZM129 193V192H128ZM134 193H136V192H134ZM196 193V192H195ZM190 194V193H189ZM18 195V197H20ZM139 195V194H138ZM167 195V196H168ZM196 197V196H195ZM163 198V197H162ZM165 198V197H164ZM182 201V202H183ZM12 202H13V200H12ZM71 208V207H70ZM58 213V212H57ZM234 214V213H233ZM232 214V215H233ZM236 214V213H235ZM57 215V214H56ZM227 215V214H226ZM231 215V216H232ZM223 216V215H222ZM228 216V215H227ZM58 217V216H57ZM224 217V216H223ZM226 217V216H225ZM138 218H136L134 215H131V217H128L121 225H117V226H105V227H102V226H93L92 228H90V229H87L86 230V232H84V234L83 235H80V236H77V237H75V238H73L71 241L72 242H74L76 245H77V243H79V242H81V243H90L93 239H95V238H98V240H100V239H103L104 240V238H108V236L110 235V237L112 236V234L115 232V231H119V230H125L127 227H130V225H132L133 226V224L136 222V221H138L137 220ZM227 219V218H226ZM231 219H233L232 217H231ZM222 220V219H221ZM220 220V221H221ZM59 222V221H58ZM218 222V221H217ZM222 222V221H221ZM56 223H57V221H56ZM137 223V222H136ZM231 223V222H230ZM233 223V222H232ZM52 224H55V223H52ZM217 224V223H216ZM182 225V224H181ZM223 225V224H222ZM57 226V225H56ZM216 226V225H215ZM221 226V225H220ZM219 226V228L221 229L222 227H220ZM223 226H226V225H223ZM228 226V225H227ZM62 227V226H61ZM60 227V228H61ZM218 227V226H217ZM230 227V226H229ZM228 227V228H229ZM252 227V226H251ZM53 228H56V227H53ZM67 228V227H66ZM70 228V227H69ZM233 228H234V226H233ZM253 228V227H252ZM68 229V228H67ZM181 229V228H180ZM183 229V228H182ZM247 229V228H246ZM58 230V228L56 229V231ZM62 230V229H61ZM130 230V229H129ZM222 230H225V229H222ZM252 230V229H251ZM216 232H218L217 230H215ZM226 231V230H225ZM228 231V230H227ZM59 232H61L60 230H59ZM189 232V231H188ZM187 231H182V235L183 236H189V233H188ZM228 232H230V233H233V232H235V231H228ZM242 233H240V235L242 236V235H244V236H248V237H250V236H258V238H259V236L260 237H263L264 238V231H259V230H257V231H241ZM237 235V233H234V235ZM114 235V234H113ZM233 235V234H232ZM239 237V236H238ZM62 239V238H61ZM96 240V239H95ZM263 240V239H262ZM57 241V240H56ZM58 241H59V238H58ZM93 242V241H92ZM14 244V243H13ZM91 244V243H90ZM9 245L10 244H8V243H5V244H3L2 246H0V262H4V260H6V259H12V260H16L17 258V260H19L20 259V256L19 257H17L18 255H20V253L15 257L14 255H13V253L11 252V248H14V246L12 247H9ZM16 245V244H15ZM19 246V245H18ZM16 247H17V245H16ZM22 249V248H21ZM21 249H19V251L21 250ZM263 250H264V247L262 248ZM22 251V250H21ZM18 252V251H17ZM14 253L16 254V251H14ZM24 255V257H25V255H26V253L25 254H23ZM198 255H199V253H198ZM264 256V255H263ZM23 256L21 257V258H24ZM195 257H197V256H195ZM198 258V257H197ZM26 259V258H25ZM195 259V258H194ZM227 259V258H226ZM225 259H223V261H224ZM228 260H231V259H229L228 258ZM233 260V259H232ZM232 260H231V262H232ZM212 261H214L215 262V260H212ZM219 261V263H217V264H220V262H223L221 259H219L218 260ZM226 262V261H225ZM230 261H228V263H229ZM229 263V264H232V263ZM263 262H264V260H263ZM263 262L261 263V264H263ZM205 263V262H204ZM227 262H226V264H228ZM234 264H235V262H233ZM240 263V262H239ZM192 264H198L197 262H193ZM200 264V263H199ZM202 264V263H201ZM206 264V263H205ZM222 264V263H221ZM223 264H225V263H223ZM257 264H259V263H257Z\"/></svg>","mask_w":264,"mask_h":264},{"label":"water","instance_id":"obj_3","mask_svg":"<svg viewBox=\"0 0 264 264\" xmlns=\"http://www.w3.org/2000/svg\"><path fill=\"white\" fill-rule=\"evenodd\" d=\"M50 87L52 86V88L54 86H57V85H49ZM40 89H43V88H38V89H35V90H40ZM22 90V89H21ZM20 89L19 90H16L15 91V94L20 98V100H9V105L12 107V118H15V116L18 117V121H19V124L22 125V128L24 130H29L30 128H33L36 124H39L40 122L35 120L34 118H32L28 112H27V105H28V102L30 101L28 94H31L30 92H35L33 91L34 89L33 88H29V89H23V91H21ZM22 99V100H21ZM27 99V100H25ZM1 102H0V106H1ZM0 116H1V112H0ZM11 119V116L9 117ZM10 119H7L8 121L11 122Z\"/></svg>","mask_w":264,"mask_h":264}]
</instances>
